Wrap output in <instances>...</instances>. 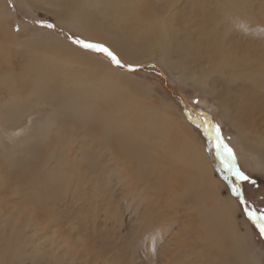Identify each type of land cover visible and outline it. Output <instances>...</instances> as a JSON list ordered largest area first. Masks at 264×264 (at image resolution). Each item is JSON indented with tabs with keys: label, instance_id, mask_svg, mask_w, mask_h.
Instances as JSON below:
<instances>
[{
	"label": "rangeland",
	"instance_id": "obj_1",
	"mask_svg": "<svg viewBox=\"0 0 264 264\" xmlns=\"http://www.w3.org/2000/svg\"><path fill=\"white\" fill-rule=\"evenodd\" d=\"M142 1L141 11L145 5L160 16H171L173 25L194 32L197 40L199 34L208 40L238 33L245 41L243 25L224 21L214 0ZM246 4L254 5L256 29L263 30L264 0ZM73 9L68 0H0V75L23 76L8 96L0 85L1 102L11 104L20 111L14 115L23 118L16 126L0 120V264H264V237L245 216L198 126L207 118L220 127L239 168L255 181L242 182L244 198L251 206L264 208V175L254 158L235 146L237 130L221 118L219 103L166 64L159 48L133 46L132 36L110 17L107 23L102 9L80 18ZM75 19L90 24L87 33ZM69 37L103 44L131 68L118 67ZM137 54L142 57L135 61ZM58 62L70 73L96 76L95 82L101 72L105 82L109 77L129 92L111 86L102 101L81 95L67 86V75L54 73ZM122 96L132 106L120 107ZM152 108L159 115L168 110L181 133L207 154L210 176L217 179L214 201L200 192L192 197L179 182L172 184L177 175L160 161L167 135L159 137L149 114ZM56 110L68 119H56ZM176 141L183 147V141ZM177 184L181 196L172 198ZM48 189L61 191L62 197L45 199ZM205 191L209 193L208 187ZM223 196L235 205L234 223L226 219L246 235V241L232 250L225 240L219 243L224 251L214 255L216 248L204 243L197 214L202 206L221 209ZM163 198L173 207L159 203Z\"/></svg>",
	"mask_w": 264,
	"mask_h": 264
},
{
	"label": "bare ground",
	"instance_id": "obj_2",
	"mask_svg": "<svg viewBox=\"0 0 264 264\" xmlns=\"http://www.w3.org/2000/svg\"><path fill=\"white\" fill-rule=\"evenodd\" d=\"M27 1L29 2V0ZM68 1L73 4V11L79 18L88 16L87 14L93 9H102L107 23L110 17L112 23L120 25L132 36L133 46L139 47L144 44L145 46L150 45L152 49L159 48L166 64L175 69L185 80L193 82L203 92L213 96L219 103L221 118L229 121L237 130L235 146L239 151L254 158L256 167L264 175V29H256L259 17L252 11L253 4L248 6L247 0H214L216 9L224 21H232L236 27L239 23L243 25L245 41L241 42L238 37L240 39L243 37L238 33H231L232 35L223 37V39L221 36L218 38L212 36L213 39L208 40L205 38L202 40L203 37L199 34L197 40L194 32L191 35V32H188L186 28L180 29L178 25H173V20L169 19L171 16L167 18L160 16L159 11L145 8V5L141 11L142 0ZM213 16L218 15L214 13ZM75 23L83 33H87V28L90 26L88 22L75 19ZM252 25L253 29L250 28ZM253 41H262L263 44H256ZM139 55H134L135 61L139 60ZM140 56L142 57V55ZM53 71L56 75L68 76L66 84L71 90H78L77 93L81 95L87 93L96 101H102L103 95L105 97L111 86L117 87V92L119 90L122 93L123 91L129 92L127 87L109 81V77L105 82L101 72V78L99 77L95 82L96 76L88 79L84 78L81 71L70 73V70L66 67L63 68L59 62L53 65ZM21 77L23 76L17 77L12 72L0 75V85L7 89L6 96L10 94L9 90L13 85L22 81ZM27 87L31 88V83H27ZM3 99L4 97L0 98V120L11 123L13 126L18 125L23 118L14 114H19L20 111L13 108L11 104L2 103ZM125 100L126 98H121L120 107L129 108L132 106V103L127 105ZM43 104H46L45 99ZM11 110H15V112L11 113ZM158 113L155 108L149 111L150 116L155 120L154 125L159 137L164 139L167 135L163 142V154H160V161L166 170L177 175V180L173 179L172 184L179 182L181 189L184 188V193H189L192 197L200 192L214 201L213 197L215 198L218 194L216 192L217 179L214 175L215 180L212 175L210 176L211 164L207 154L189 137L181 133V126L177 124V120L175 121L168 110L162 109V113L160 112V115ZM54 117L63 121L68 119L58 110L55 111ZM110 121L109 123L112 125ZM100 133L104 134L103 131ZM177 138L183 141V147L177 144ZM37 156H40L39 151ZM185 169L190 170L191 174L186 171L184 173ZM208 174L209 176H207ZM207 187L209 193L205 191ZM178 189L179 185L177 184L174 186L175 191L172 198L175 195L181 196L178 194ZM62 194L61 191L55 193L48 189L45 199L61 198ZM177 199L179 198L172 199V203H175ZM188 200L190 198L186 199V201ZM232 200L230 197L223 196L220 199L221 209L217 206L198 208L197 215L204 227V237L207 241L204 243L208 248H216L214 255L217 254V251L219 253L224 251L225 248L219 243L221 244L225 240L231 243L232 250L242 239L245 238L246 241V235L239 232V228H235L232 224L234 223L233 207L235 206ZM159 203L173 207L171 201L166 202L165 198ZM251 258H254V255H251Z\"/></svg>",
	"mask_w": 264,
	"mask_h": 264
},
{
	"label": "snow or ice",
	"instance_id": "obj_3",
	"mask_svg": "<svg viewBox=\"0 0 264 264\" xmlns=\"http://www.w3.org/2000/svg\"><path fill=\"white\" fill-rule=\"evenodd\" d=\"M39 23L47 28H54L55 25L39 21ZM73 44L84 49L91 50L96 53L103 54L118 67H129L122 64L117 55L108 47L100 43L89 42L78 37H69ZM203 129V133L207 140V147L214 152L216 159L219 161V171L224 173V179L228 181L231 192L239 199L243 206V212L248 220L255 225L259 234L264 237V208H256L251 206L242 194L241 184L244 181L255 183L248 177L238 166L237 158L233 149L225 142L221 129L214 122L203 118L199 125Z\"/></svg>",
	"mask_w": 264,
	"mask_h": 264
}]
</instances>
